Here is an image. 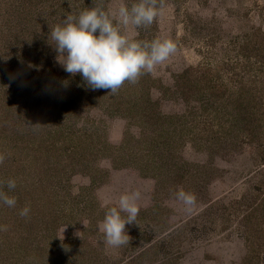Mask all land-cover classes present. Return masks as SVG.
Returning <instances> with one entry per match:
<instances>
[{"label": "rangeland", "instance_id": "obj_1", "mask_svg": "<svg viewBox=\"0 0 264 264\" xmlns=\"http://www.w3.org/2000/svg\"><path fill=\"white\" fill-rule=\"evenodd\" d=\"M138 2L0 0V191L17 201L0 202V264H264V0H157L150 26L125 28ZM92 7L174 54L91 90L50 33ZM131 193L129 245L109 248L98 223Z\"/></svg>", "mask_w": 264, "mask_h": 264}, {"label": "clouds", "instance_id": "obj_2", "mask_svg": "<svg viewBox=\"0 0 264 264\" xmlns=\"http://www.w3.org/2000/svg\"><path fill=\"white\" fill-rule=\"evenodd\" d=\"M157 15V0H139L130 9L121 4L118 10L119 23L125 28L148 27ZM50 35L58 53V62L64 71L72 76L80 74L93 91L106 89L112 94H116L126 81L137 83L142 75L151 73L176 50L174 42L169 39H156L151 43L131 40L121 34L109 14L98 7L87 9L78 17L67 15L52 29ZM6 158L4 154H0V164ZM6 186L9 190H14L16 181L9 179ZM138 198L139 193L122 194L118 199V206L109 208L104 219L98 223V231L103 235V243L107 247L129 245L130 237L125 226L136 221L140 211ZM176 199L185 205L195 203V196L184 191L177 192ZM0 202L10 208L17 203L14 196H9L4 191H0ZM29 212L30 208L24 207L19 214L26 217ZM121 213L126 214V218ZM64 229L65 227L61 229V235ZM0 230L6 231L7 228L0 227Z\"/></svg>", "mask_w": 264, "mask_h": 264}]
</instances>
